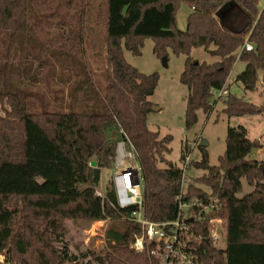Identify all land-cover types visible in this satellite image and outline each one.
<instances>
[{
  "label": "trees",
  "instance_id": "1",
  "mask_svg": "<svg viewBox=\"0 0 264 264\" xmlns=\"http://www.w3.org/2000/svg\"><path fill=\"white\" fill-rule=\"evenodd\" d=\"M54 1L0 0V252L20 264H162L148 249L137 252L130 246L141 227L127 218L131 209L115 206L112 184L105 197L97 194L103 169L113 166L118 145L124 143L141 167L145 217L169 221L178 212L182 170L166 158L173 136L161 137L148 125L154 104L149 97L159 74L141 72L127 62L123 49L140 54L145 38H151L159 57L168 56L170 49L186 56L180 81L189 90L185 123L191 128L199 110L212 111V89L230 88L228 78L237 60L245 62L236 78L244 89L254 91L259 83L264 87V6L259 0H235L240 14L233 24L216 15L229 0H65L72 8L69 15L59 12ZM184 2L190 12L181 29L177 13ZM101 29L106 33L104 91L91 89L86 95L83 86H75L77 75L69 66L67 75L59 72L64 86L52 101L47 96L35 99L25 87L12 89V70L4 60L22 55L37 37L45 41L47 52H39L45 57L75 58L84 52L89 33ZM246 40L252 50L244 49ZM196 47L218 59L195 60L191 52ZM53 61L45 62L48 69ZM21 78L30 82L26 73ZM224 102L229 116L264 111V106L232 94ZM260 147L246 127L229 126L219 165H210L205 151L196 162L207 173L189 191L216 198L219 208L213 216L226 225L224 248H215L207 237L194 242L199 264H264V160L252 154ZM190 151L186 145L181 161ZM243 179L252 190L240 196ZM106 219L111 224L99 252L71 250L67 221ZM118 220L125 222L124 228ZM192 225L197 234L206 235L205 228Z\"/></svg>",
  "mask_w": 264,
  "mask_h": 264
},
{
  "label": "rangeland",
  "instance_id": "2",
  "mask_svg": "<svg viewBox=\"0 0 264 264\" xmlns=\"http://www.w3.org/2000/svg\"><path fill=\"white\" fill-rule=\"evenodd\" d=\"M53 4L61 13L69 15L72 12V8L69 9L66 6L65 0H55ZM259 6H264V0H259ZM189 12L190 7L185 2L182 3L177 13V25L179 28H186ZM239 14L240 11L236 10L234 17L223 21L234 24ZM98 31V33L92 34L88 32L90 35L88 41H85L84 52L80 55L75 54V58H66L64 56L62 58L45 57L43 53H39L41 50L47 52V47L44 45L45 41H41L37 37L31 46H26L22 55L17 58H6L4 60L12 70L9 74V83H13L14 85L12 89L25 87L30 92H34V95L37 96L35 99H39V96L42 98L47 96L52 101L57 90L64 86L59 79V72L61 75H67V71L65 70L69 66L71 72H76L77 75L75 86H83L86 95H88L91 89L99 93H101L100 91H104L106 58L103 36L105 37L106 33L103 29ZM154 44L153 39L145 38L140 54H134L126 48L123 51L127 62L137 67L141 72H157L159 74V82L155 93L149 97L154 103L153 107L155 109L152 108L148 114V125L152 131L159 132L161 137L168 134L173 136V140L169 145L171 150L166 154V158L181 167L182 161L180 157L183 148L186 145L191 146V162L187 168V176L188 179H196L207 173L206 169L196 166V162L202 159L203 152H207L210 165H219L220 157L226 150L228 127L243 125L248 130V137L258 140L261 144L260 152L258 153L257 150L253 156L256 159L264 160V111L242 116H229L223 110L225 108L224 100L226 99H216L213 97L212 100H215L216 103L212 111L206 113L203 110H199L197 122L191 128L186 127V97L189 90L188 86L180 81V75L185 69L186 56L183 54L177 55L170 49L168 50L167 59L164 60L163 57H159L154 53ZM32 48L36 51L33 52ZM191 56L199 62L207 63H212L218 59V57L211 55L204 47L194 48ZM50 60L54 61L52 65H49L48 69V63L45 65V62H49ZM59 61H62L65 65H60ZM41 63L43 64L41 65ZM244 68L245 62L237 60L228 78L230 95L243 98L258 106H264V87L262 84L259 83L257 89L254 91H247L236 80L237 75ZM23 73L29 76L30 82L21 78ZM34 78H37L36 82ZM94 83L97 85L96 88ZM36 102L35 107L38 108L39 101ZM204 141L207 142V145H201ZM127 153L126 151L123 156H118L117 153L113 166L103 169L97 192L102 191L105 193L111 176L117 167L136 164V158L131 157ZM242 182L243 190L240 192V196L252 190V186L245 179ZM199 186L209 191V187L206 184L200 183ZM115 222L120 224L122 228L125 227L123 220ZM110 224L109 219L91 223L84 220L67 221L69 234L66 240L71 246V250L75 253L85 252L86 250L99 252L105 245V232Z\"/></svg>",
  "mask_w": 264,
  "mask_h": 264
},
{
  "label": "built area",
  "instance_id": "3",
  "mask_svg": "<svg viewBox=\"0 0 264 264\" xmlns=\"http://www.w3.org/2000/svg\"><path fill=\"white\" fill-rule=\"evenodd\" d=\"M252 48L253 45L246 40L244 49L249 51ZM212 94L216 99H228L230 91L225 85L220 89H212ZM126 151L135 158L124 143L117 148L118 156L125 155ZM190 153L191 151L185 152L182 160L180 192L176 195L178 212L173 220L154 221L145 217L144 180L137 161L134 165L117 167L110 179L115 193V206L122 210L131 209V214L127 218L141 227V233L135 234L130 246L137 252L148 249L152 255L161 258L162 264H199V255L196 253L198 247L194 246V242H201L205 237L215 248L226 246L225 221L220 216H213V212L219 208L218 200L210 196L204 198L191 194L189 191V185L195 180L188 179L187 176V168L191 162ZM97 194L105 197L102 191H98ZM193 223L205 228L206 235L197 234L193 230ZM0 264L20 263L11 260L10 255L2 251Z\"/></svg>",
  "mask_w": 264,
  "mask_h": 264
},
{
  "label": "water",
  "instance_id": "4",
  "mask_svg": "<svg viewBox=\"0 0 264 264\" xmlns=\"http://www.w3.org/2000/svg\"><path fill=\"white\" fill-rule=\"evenodd\" d=\"M238 8V4L235 0H229L225 2L216 12L217 17L223 21L225 19H229L234 17L236 10ZM163 59L166 60L167 56H163ZM155 109V107H153ZM201 145H207V142L204 141ZM257 151V149L252 150V154H254ZM93 166L96 165V162L93 161L91 163Z\"/></svg>",
  "mask_w": 264,
  "mask_h": 264
},
{
  "label": "crops",
  "instance_id": "5",
  "mask_svg": "<svg viewBox=\"0 0 264 264\" xmlns=\"http://www.w3.org/2000/svg\"><path fill=\"white\" fill-rule=\"evenodd\" d=\"M122 143H120L119 145H118V147L121 145ZM258 150V153L260 152V148L259 149H257Z\"/></svg>",
  "mask_w": 264,
  "mask_h": 264
}]
</instances>
